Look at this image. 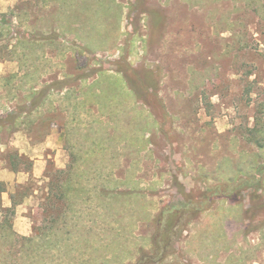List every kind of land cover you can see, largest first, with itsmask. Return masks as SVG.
<instances>
[{
	"label": "rangeland",
	"instance_id": "obj_1",
	"mask_svg": "<svg viewBox=\"0 0 264 264\" xmlns=\"http://www.w3.org/2000/svg\"><path fill=\"white\" fill-rule=\"evenodd\" d=\"M18 116L0 181L33 161V233L0 213V264H264V0H0V121ZM47 174L83 189L58 229Z\"/></svg>",
	"mask_w": 264,
	"mask_h": 264
},
{
	"label": "trees",
	"instance_id": "obj_2",
	"mask_svg": "<svg viewBox=\"0 0 264 264\" xmlns=\"http://www.w3.org/2000/svg\"><path fill=\"white\" fill-rule=\"evenodd\" d=\"M37 92H35L34 89L31 90L30 95L27 97L28 102L30 103V111L29 113H34L39 111L46 103V100L48 98V96H45V92L40 91L38 94H35ZM21 114L20 116H22L23 114H27V110L24 111V109H21ZM20 116L14 118L13 123L10 121L8 122V120L5 122L0 121V129L6 128V125H9L10 128L14 131L15 129H17V120L20 119ZM8 159H10V171L14 172V173H25V174H30L32 172V168H33V161L25 158V157H20L18 156V154L16 156H10ZM22 163V165L26 164L28 166L27 170H20L18 168V164ZM75 174V172L73 173ZM84 174H87V172H84ZM43 181L47 182V185L45 186V190L47 191L46 194H44V200L48 202V206L49 207H55L57 213H55L53 216H55L54 219V228L58 229V225H60L63 220L62 217L64 215L63 210H61V206H66L69 208L70 212H73V206L75 205L76 200L80 199L79 194L83 192V189L77 188L75 186L78 185V178H76L74 180V178L71 176V174L67 177V178H61V175H57V176H51L49 174H47ZM249 183H240L237 186L234 185L231 188H229V191H231L232 189L237 190V188H252V185H248ZM23 190V192H22ZM31 191V185L28 186H22L19 185L15 188V193L12 194L10 196L11 202H12V208L9 209V211H14V209L18 206H20L21 204H23V202L25 201V199L29 198V196H31L28 192ZM8 192V188L7 185L3 182L0 181V213L4 214L6 213V209L3 208L2 205V195ZM88 192V190H87ZM28 193V194H27ZM111 194L106 192L105 190L102 191L100 190L99 192V196L107 199L109 198ZM112 197H127L126 195H111ZM129 196V195H128ZM20 199V200H18ZM90 199V198H89ZM88 200V199H87ZM69 212V214H70ZM178 212H180L179 210H171L169 212H166L164 214L165 217V221L162 218L161 223L164 222L165 224V230H164V236H170V234L173 232L172 229L168 228L167 225H169L171 223V228L174 227L173 222L174 219H179L181 217L180 214H178ZM68 217H70V215H68ZM76 221V219L74 217H72V222ZM61 222V223H60ZM73 224L75 225L76 222ZM1 227V226H0ZM3 229H7L10 232V236H16V234L14 232H12V224L10 225H3V227H1ZM158 247V243L157 245L155 244L154 249H156ZM162 259H158V258H153L152 256L149 255H142L141 259L136 263V264H158L159 262H161Z\"/></svg>",
	"mask_w": 264,
	"mask_h": 264
},
{
	"label": "crops",
	"instance_id": "obj_3",
	"mask_svg": "<svg viewBox=\"0 0 264 264\" xmlns=\"http://www.w3.org/2000/svg\"><path fill=\"white\" fill-rule=\"evenodd\" d=\"M46 159H41L39 158L36 162H35V165H34V170H33V175L35 177H42L44 176L45 174V171H46ZM6 174L9 176V177H12L10 180H8L7 182L8 183H11V184H15V188L19 185H22L24 186L25 183L28 182V180H20V177L21 176H24L25 173H18V175H14L11 171H7ZM27 176H29L28 174H26ZM25 182V183H24ZM5 183V182H4ZM15 192H12L11 194H14ZM6 195V194H5ZM28 199V198H27ZM25 199V201L27 200ZM2 201H3V208L4 209H11L12 208V202H11V199H10V196L9 195H6L5 197L2 198ZM25 201L23 202V204L25 203ZM23 204H21L20 206H18L16 208L17 210V213H20V209L22 210L23 209ZM23 211L18 215L17 219L15 220V232L18 234V235H22L24 237H29L33 231L32 230H28V229H23V221L26 220L25 217H23Z\"/></svg>",
	"mask_w": 264,
	"mask_h": 264
}]
</instances>
